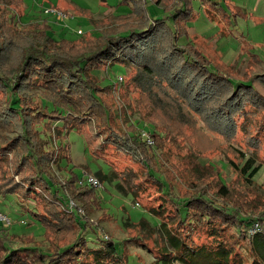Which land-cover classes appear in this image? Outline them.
<instances>
[{
	"label": "rangeland",
	"instance_id": "obj_1",
	"mask_svg": "<svg viewBox=\"0 0 264 264\" xmlns=\"http://www.w3.org/2000/svg\"><path fill=\"white\" fill-rule=\"evenodd\" d=\"M201 1L203 0L193 2V17L187 23L186 36L180 41L181 44L192 43L195 52L204 58L201 62L207 64L208 60L217 64L224 70L225 77L252 81L254 92L248 99L243 98L242 108L232 114L235 128L231 133L232 127L224 129L225 123L222 120L216 122L218 105L204 104L199 112L191 107L190 92L193 89L196 92L200 86L196 81L197 75H191L185 88L173 89L169 83H161L155 73L151 75V88L145 82L144 85L139 84L131 79L138 72V66H129L128 62L123 64L125 66L112 65L90 72L96 87L115 85L112 92L101 93L99 97L113 110L112 116L116 118L112 133L119 139L124 136L128 138L125 151L120 155H117L109 142L98 150L113 167L115 174L109 165L93 155L85 131L76 127H64L63 121L52 122L35 115H32L35 119L29 118L22 115L19 108L22 101L24 104L33 103L47 113L59 112L58 117L66 118L70 114L69 106L57 107L50 98L41 94H11L15 81L12 76L15 72L10 69L13 63L3 65V71L0 70V76L6 72L7 77L2 86L7 92L8 100L13 101L12 107L17 113L0 114V131L6 137L7 145L17 146L18 149H32L28 140L33 149L40 152L55 150L69 153L70 164L62 159L59 166L63 170L58 172L56 167L53 168L51 175L57 171L58 183L55 184L47 176L52 190L54 193L58 192L59 197H63L64 189L73 175L79 179L92 175L98 177L99 181L102 180L100 187H94L97 189L100 210L86 209L83 202L76 199L68 200L65 205L70 212L76 213L81 220L87 219L96 228L87 229L83 233L88 245L96 246L99 243L97 232L100 236L111 238L116 249L122 253L125 264H150L158 249L164 245L158 221L144 210H163L160 216L164 217V223L176 226L173 196L170 197L165 192L161 194L159 185L147 176L143 164L162 174L170 185L172 194L175 193L180 198H188L203 191L215 204L229 209L238 208L242 215L258 217L264 214V0H230L228 5L232 7L233 13L228 11L223 0H206L203 1L204 5ZM14 2L17 7L12 2L11 5H0V33L5 38V51L1 55L4 58L11 56L10 45L19 40L26 42L28 53H34L35 47L40 46L36 40L38 37L56 45L58 49L77 46L86 43L88 39L103 42L110 35L116 36L118 33H106L102 29L112 27L110 24L113 17L128 15L132 8V3L126 0ZM215 2L229 17L223 14ZM163 6L164 4L157 5L147 1L145 9L153 19L165 15ZM181 25L178 20V26ZM165 45L166 43L161 46L166 48ZM90 49L92 47L86 44L81 52ZM66 51L69 54L81 53L73 48H67ZM40 54L47 61L51 59L45 52ZM177 64L175 62L174 67ZM80 68L84 69L83 64ZM229 95L230 92L223 91L220 103L229 99ZM89 119L94 120L92 117ZM89 119L81 121L92 122ZM151 131L157 133L155 146ZM130 132H134L137 137L139 135L143 144L134 143L126 135ZM100 134L101 131L96 135L101 143ZM131 150L135 154H130ZM247 158L254 160L255 165H262L253 177L252 185L236 169ZM3 168L6 169V174L11 173L6 164ZM98 174L105 177L100 178ZM221 184L225 185L227 194L220 191ZM129 191L134 193V198ZM24 207H30V212ZM35 210L13 196L0 197V213L7 215L10 220L8 226L0 222V264H4L3 258L10 253L24 249L37 253L41 258L37 264H50L51 250L63 251L64 246H52L53 241L46 226L32 215ZM141 218L146 220L143 228L137 226ZM231 233L230 227L224 228L225 241L233 242L234 250L248 259L247 245L236 240ZM189 235L196 243L212 241L211 234L205 231L191 232ZM128 238L132 240L126 243ZM237 262L238 259L235 264ZM21 263L31 264L26 261Z\"/></svg>",
	"mask_w": 264,
	"mask_h": 264
},
{
	"label": "trees",
	"instance_id": "obj_2",
	"mask_svg": "<svg viewBox=\"0 0 264 264\" xmlns=\"http://www.w3.org/2000/svg\"><path fill=\"white\" fill-rule=\"evenodd\" d=\"M126 1L132 3L131 13L112 18L113 22L110 24L112 27L102 29V32L112 31L118 35H116L117 37L110 35L103 42L88 39L85 41L86 43L58 49L56 45L49 44L45 39L38 37L39 39L36 38L38 45L44 48L40 49V46H36L34 53H28L26 52L28 46L26 42L19 40L16 44L10 45L11 56L4 58L1 52L5 51V38L3 33H0V70L3 65H12L13 63L10 69L15 72L12 75L15 81L10 91L11 94L20 93L25 96L41 94L50 98L57 107L69 106L71 108L70 114L66 118H60L58 117L59 112L58 114L47 113L40 106L33 103L24 104L22 101L19 107L22 115L32 119H35L32 117L35 115L40 119L52 120V122L63 121L64 127H76L85 131L87 143L93 155L109 165L113 174H115L113 167L105 161L98 150L103 149L104 143L108 144L109 142L117 155H120L125 151V142L128 138L124 136L119 139L112 133V125L116 118L112 116L113 110L106 106L99 97L101 93L112 92L115 85L105 88L96 87L90 72L112 65L125 66L123 64L128 62L129 66L131 64L138 66V72L131 78L134 81L139 84L145 82L151 88V75L155 73L161 83H169L173 89L185 88L191 75H197L196 81L200 83V86L196 92L194 89L190 92L191 107L199 112L204 104L218 105L216 122H219V119L222 120V123H225L224 129L232 127L231 133L235 128L232 114L242 108L243 98L248 99L254 92L252 81L245 82L231 76L225 77L224 70L217 64L208 60L207 64L201 62L204 58L195 52L196 49L192 43L181 44L180 41L186 36L187 23L193 17L194 0ZM147 1L157 5L164 4L165 15L159 18H150L145 9ZM11 2L17 7L14 0H0V5L7 3L11 5ZM222 2L226 4L228 11L233 13L232 7L228 5L230 0ZM215 3L222 10L220 5ZM223 14L229 17L224 11ZM178 20H180L181 26H178ZM118 22L123 24L119 25ZM1 28L0 25V30ZM164 43H166V48L162 47ZM86 44L92 49L81 52ZM67 48L76 49L81 53L69 54L66 51ZM40 52L49 54L51 59L47 61ZM105 62L107 63L105 64ZM175 62L178 64L174 67ZM81 63L84 69L80 68ZM142 74H146V76H142ZM5 75L6 72L0 76V114L13 115L15 112L12 107L13 101L8 100L7 92L2 86L7 77ZM226 90L230 92V98L221 104L220 96ZM25 99L26 97L23 98V100ZM192 101L194 102L192 103ZM15 114L17 113L15 112ZM91 117L94 120L89 119ZM81 119H89L92 122H84ZM100 131L101 143L96 135ZM2 133L0 131V197L13 196L25 206L35 208L36 213L32 212V215L40 219L46 226L53 241L52 246H64L62 252L51 250L52 256H49V263L125 264L122 253L116 249L111 238L100 236L97 230L94 231L97 232L99 243L96 246L88 245L83 233L87 229L96 228L87 219L81 220L76 213L70 212L65 205L68 200L76 199L82 201V205L86 209L100 210L96 196L97 189L80 184L83 177L79 179L73 175L68 186L64 189L63 197H59L58 192L54 193L52 190L49 180L52 179L55 184L58 183L57 171L56 174L51 175L53 168L56 167L58 172L63 170L59 166L62 159L70 164L69 153L55 150H41L40 152L34 150L32 143L28 140L27 143L32 149L11 147L7 145V139ZM126 135L131 137L134 143H142L139 135L135 136L134 132ZM150 135L153 146H155L157 133L151 131ZM131 151L130 154H135L134 150ZM10 156L11 159H9ZM253 161L251 158H247L242 166H236L238 173L249 185L253 184V177L262 167L261 164L255 165ZM4 164L11 171L10 174H6V169L3 168ZM143 165L146 167L147 176L159 185L161 194L165 192L168 196H173L172 203L175 210L173 213L174 220H176V226L172 227L170 224L164 223V217L161 218L160 212L163 210L158 212L144 210L158 221L164 240V245L158 249L157 255H154L155 259L150 264H235L237 259L238 264H264V214H260L258 217L242 215L238 208L229 209L215 204L203 191L188 198H180L175 193L172 194L170 185L162 174L148 168L146 164ZM97 176L105 177L101 174ZM100 181L102 180L100 179ZM220 191L227 194L224 184H221ZM128 193L134 198L133 192L129 191ZM29 208L24 207L30 212ZM144 225H146V220L141 218L137 226L143 228ZM255 225L258 227V231L250 234L249 230ZM225 227H230L231 236L247 245L248 259L234 250L233 242L225 241L223 234ZM199 231L210 233L212 241L196 243L189 234L191 232L199 233ZM215 237H217L216 240ZM131 240L128 238L125 242ZM135 240H139V238H135ZM0 257H2L1 254ZM40 259L34 250L24 249L7 255L3 258V263L22 264L21 262L26 261L37 264Z\"/></svg>",
	"mask_w": 264,
	"mask_h": 264
},
{
	"label": "built area",
	"instance_id": "obj_3",
	"mask_svg": "<svg viewBox=\"0 0 264 264\" xmlns=\"http://www.w3.org/2000/svg\"><path fill=\"white\" fill-rule=\"evenodd\" d=\"M143 136H146L145 134H143ZM80 184H85V185H88V186H93V187H100L101 186V183L100 181L92 176V175H86V176H83V178L81 179L80 181ZM72 207V206H71ZM0 222L4 225V226H8L10 224V220L9 218L7 217V215L5 214H2L0 213ZM258 231V227L257 225H255L254 227H252L250 230H249V233L250 234H254L255 232ZM104 238H107L106 236H104Z\"/></svg>",
	"mask_w": 264,
	"mask_h": 264
}]
</instances>
